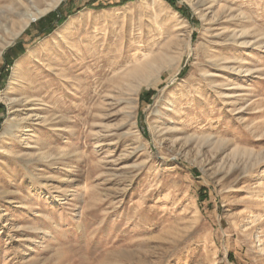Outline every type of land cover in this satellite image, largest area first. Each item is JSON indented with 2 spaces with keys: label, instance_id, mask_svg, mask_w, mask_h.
I'll use <instances>...</instances> for the list:
<instances>
[{
  "label": "rangeland",
  "instance_id": "obj_1",
  "mask_svg": "<svg viewBox=\"0 0 264 264\" xmlns=\"http://www.w3.org/2000/svg\"><path fill=\"white\" fill-rule=\"evenodd\" d=\"M50 1L0 0V264H264V0Z\"/></svg>",
  "mask_w": 264,
  "mask_h": 264
},
{
  "label": "bare ground",
  "instance_id": "obj_2",
  "mask_svg": "<svg viewBox=\"0 0 264 264\" xmlns=\"http://www.w3.org/2000/svg\"><path fill=\"white\" fill-rule=\"evenodd\" d=\"M60 2H61V0H51L49 3L46 4V8L43 9V10H41V11L39 10V11L37 12L36 15L44 14V13H46L47 11H50L51 9L57 7V5H58ZM37 10H38V9H37ZM37 17H38V16H37ZM30 21H31V19H29L26 23L22 24L20 30H22L24 27H26V25H28V24L30 23ZM116 23H117V22H116ZM116 23L113 24V27L117 25ZM18 33H20V31H19ZM18 33L15 34V36H17ZM0 55H1V53H0ZM166 56H167V55L164 54V56L161 58L160 62H161L162 60L164 61V60L166 59V58H165ZM154 65H156V62H151V61L148 62L147 65H146V67H145V70H152V69H154V68H155ZM150 73H151V71H149V74H150ZM136 74H138V73H136ZM237 84H238V83L235 82V83L233 84V87H232V88H228V89L230 90V89H236V88H238V85H237ZM13 93H14V90H12V91L9 92V99H10V100H12V95H13ZM10 100H9V101H10ZM21 132H23V126H22V125H20V126L17 128V130H15V135H14V137L21 136ZM255 200H256L257 202H259V203L262 204V202H264V197L259 196V197H257Z\"/></svg>",
  "mask_w": 264,
  "mask_h": 264
},
{
  "label": "trees",
  "instance_id": "obj_3",
  "mask_svg": "<svg viewBox=\"0 0 264 264\" xmlns=\"http://www.w3.org/2000/svg\"><path fill=\"white\" fill-rule=\"evenodd\" d=\"M60 18H61V16H60V13L59 12L58 13L51 12L49 14V16H48V19H46L47 24L42 28V31L43 32H46L47 30L53 29L56 26L57 22L60 21Z\"/></svg>",
  "mask_w": 264,
  "mask_h": 264
}]
</instances>
